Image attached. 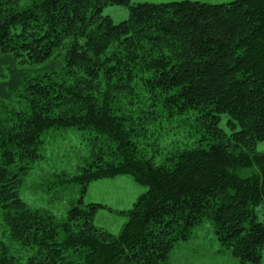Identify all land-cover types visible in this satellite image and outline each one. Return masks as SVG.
<instances>
[{
    "label": "trees",
    "instance_id": "trees-1",
    "mask_svg": "<svg viewBox=\"0 0 264 264\" xmlns=\"http://www.w3.org/2000/svg\"><path fill=\"white\" fill-rule=\"evenodd\" d=\"M111 5L127 18L103 14ZM188 111L196 145L155 164L141 143L153 121ZM65 127L100 146L60 179L79 195L56 221L19 189L41 136ZM262 141L264 0H0V264H169L204 221L239 264H261ZM123 174L146 191L113 235L94 223L104 205L83 199L89 182Z\"/></svg>",
    "mask_w": 264,
    "mask_h": 264
},
{
    "label": "rangeland",
    "instance_id": "rangeland-1",
    "mask_svg": "<svg viewBox=\"0 0 264 264\" xmlns=\"http://www.w3.org/2000/svg\"><path fill=\"white\" fill-rule=\"evenodd\" d=\"M133 2H167L171 0H131ZM212 1V0H207ZM229 0H216L215 2ZM103 14L113 22L127 18V9L122 6H106ZM227 114L220 116L219 127L228 131ZM201 133L196 128L195 115L188 111L181 116L165 117L153 121L144 141L142 152L151 157L155 164L162 163L167 155L177 149L196 145ZM41 158L24 176L19 189L20 198L30 208L48 211L56 221H62L68 208L79 195V185L61 184L62 176H71L80 166L94 158L99 151L100 141L75 127L49 129L42 136ZM255 151H264V141L258 142ZM252 169L239 171L242 177L249 176ZM146 191V186L138 184L131 175L123 174L113 178L93 180L87 185L84 203H99L104 208L97 210L94 223L117 235L127 218L118 214L126 210ZM259 220L264 218V204L256 208ZM169 264H239L227 250H222L215 239L210 223L204 221L192 229V236L178 241L170 254ZM264 264V254L261 261Z\"/></svg>",
    "mask_w": 264,
    "mask_h": 264
},
{
    "label": "crops",
    "instance_id": "crops-1",
    "mask_svg": "<svg viewBox=\"0 0 264 264\" xmlns=\"http://www.w3.org/2000/svg\"><path fill=\"white\" fill-rule=\"evenodd\" d=\"M172 1V0H171ZM198 1H203V2H208V3H222L224 1H219V2H215L216 0H212V1H207V0H198ZM227 1V0H226Z\"/></svg>",
    "mask_w": 264,
    "mask_h": 264
}]
</instances>
